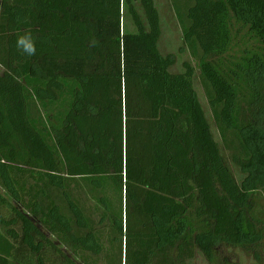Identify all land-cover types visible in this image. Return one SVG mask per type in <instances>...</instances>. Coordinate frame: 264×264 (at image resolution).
Returning <instances> with one entry per match:
<instances>
[{
    "label": "trees",
    "instance_id": "obj_1",
    "mask_svg": "<svg viewBox=\"0 0 264 264\" xmlns=\"http://www.w3.org/2000/svg\"><path fill=\"white\" fill-rule=\"evenodd\" d=\"M173 3L245 178L213 137L193 66L174 75L161 56L155 0H0V187L11 199L0 191L11 214L0 215V264H11L15 242L37 256L57 248L13 201L76 255L102 256L107 232L119 253L109 264H187L198 249L211 257L223 244L263 242L264 0ZM126 13L137 32L125 31ZM25 32L35 56L16 48ZM71 182L84 184L97 223ZM51 189L74 220L56 203L42 207Z\"/></svg>",
    "mask_w": 264,
    "mask_h": 264
},
{
    "label": "rangeland",
    "instance_id": "obj_2",
    "mask_svg": "<svg viewBox=\"0 0 264 264\" xmlns=\"http://www.w3.org/2000/svg\"><path fill=\"white\" fill-rule=\"evenodd\" d=\"M155 1L160 14L162 30L158 45L159 52L163 58L170 57L173 61L170 73L174 75L184 73L186 64L193 66L195 71L194 88L210 122L213 137L219 144L222 154L227 159L228 165L235 179L240 183L245 176L242 174L240 168L231 161L233 153L226 148L223 142L222 135L215 122L209 104L205 79L202 76L200 68L203 53L200 48L192 49L190 45L186 43L183 35V26L178 19L182 15L181 12L175 8L173 3L174 0ZM137 8H139V13L142 15L141 17L143 21H145L141 7L137 6ZM184 21L187 25L188 21L186 18ZM124 27L126 32H137L135 23L129 13H126ZM231 141L235 144V152H239L241 150L239 142L235 138H231ZM0 191L10 199L8 193H6L1 187ZM67 192L71 195L74 201H78L86 209L87 214L94 219L95 223L99 221L100 217L98 216V212H96L95 202L88 196L87 189L82 182H71ZM45 195L47 196L40 195V203L43 208L48 207L52 202L56 203L69 218L74 220L62 191L51 189L46 191ZM29 200L30 198L27 197L26 202H29ZM13 202L21 212L27 215L32 222L44 232L47 238L50 239L57 248L45 249L40 256H37L23 246L21 242H15V251L10 259L11 264H109L113 262V256L117 255V257H119L117 251L110 249V245L107 242V232H104L102 235V240L106 246V251L102 256L97 257L90 253H83L80 255L74 254L70 247L63 244L57 237L47 230L41 222L40 217L34 216L32 211L23 207L20 203L16 201ZM256 204L258 205L259 212L262 213L261 219L264 223V197L257 198ZM0 215L8 219L11 216L6 209L1 207ZM187 264H264V240L259 246L252 247L223 244L216 248L211 257H208L198 249L195 257Z\"/></svg>",
    "mask_w": 264,
    "mask_h": 264
},
{
    "label": "clouds",
    "instance_id": "obj_3",
    "mask_svg": "<svg viewBox=\"0 0 264 264\" xmlns=\"http://www.w3.org/2000/svg\"><path fill=\"white\" fill-rule=\"evenodd\" d=\"M16 48L23 55L28 57L36 55V42L31 32H25L23 35H18L16 40Z\"/></svg>",
    "mask_w": 264,
    "mask_h": 264
}]
</instances>
